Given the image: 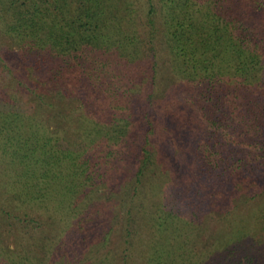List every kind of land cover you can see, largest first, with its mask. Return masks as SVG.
Returning <instances> with one entry per match:
<instances>
[{
  "label": "trees",
  "instance_id": "obj_1",
  "mask_svg": "<svg viewBox=\"0 0 264 264\" xmlns=\"http://www.w3.org/2000/svg\"><path fill=\"white\" fill-rule=\"evenodd\" d=\"M231 1L0 0V37L39 91L32 106L0 78V264H129L136 218L149 230L141 264L252 263L264 197L228 229L223 212L199 221L231 181L264 180V41ZM167 106L183 130H155ZM184 144L180 182L169 159ZM13 225L28 247H9Z\"/></svg>",
  "mask_w": 264,
  "mask_h": 264
},
{
  "label": "rangeland",
  "instance_id": "obj_2",
  "mask_svg": "<svg viewBox=\"0 0 264 264\" xmlns=\"http://www.w3.org/2000/svg\"><path fill=\"white\" fill-rule=\"evenodd\" d=\"M230 7L235 8L237 11H240V12H246L247 21L251 19L253 23L252 35L254 33L258 35V41H264V0H232L230 2ZM0 59L2 60L0 61V78L7 79L11 85H15V86L23 85L24 87L23 91L25 93V101L30 102V105L34 106L35 95L38 94L39 91L35 90L34 91L35 93H33L32 90L28 88V86L30 85L29 79L27 76L28 72L27 70L22 68L21 64L19 63L18 58L15 56L14 46L9 42V40H7L5 37H2V36L0 37ZM162 76L165 77L164 73L162 74ZM166 83H165V86L163 85V83L159 86V91H161L163 89L162 86H164L167 92V96H168L169 92H172V90L174 91V87L171 86L173 85V83L170 82L167 78H166ZM227 88L228 87H226V89ZM174 93L177 98H180V94L178 95L177 91H175ZM173 109L174 108L167 106V112L163 111V113H157V121L155 125V130L157 129L156 128L157 125L166 127L167 124H170L168 123L170 119L174 123H176V118L172 115H169L170 112L175 111ZM184 113H185V117L183 121L191 122L192 120H189V119H192V118L188 116L187 111H185ZM176 125L179 127V130H183L182 126L179 123H176ZM229 136L231 138L237 137L235 133H230ZM241 137H244V135H241ZM169 148H170V145L166 146V149H165L166 151L164 150V152L162 150H157L159 158L157 157L158 160L156 162L161 161V166L160 167L157 166L154 169L153 175L156 177L159 176L158 175L159 169H163L165 166L162 163V158L164 159L163 155L165 154L169 155ZM184 148H186L187 150V153L185 155L186 157L180 163L174 162L173 161L174 158L172 156H171V159H169L170 162L172 163L173 170H176L174 172H175V175L179 178L180 182H184V181L187 182L191 176V171L189 170V168L192 167V165H191V159L188 154L192 150H190V148L187 146L185 147V144H184ZM122 175L123 176L125 175V171L122 172ZM232 182L233 181H231L230 183ZM230 183L227 184L228 185L227 188L229 187L227 189V193H225L224 196L220 198V201L217 200V204L213 208H209V210L207 211L204 210L203 214H201L202 216H201V219L199 220L201 223L200 224L201 227L204 222H206L205 226L209 228L211 227V222L213 226L215 225V222L219 223V220L217 219L219 217L220 212H223L224 213L223 216L226 217V219L223 220V222L222 221L221 222H222V225L228 229L229 228L228 224L231 222L230 219L237 215H243L245 213L247 206L255 207V208H259L261 206L260 200H257V199L259 197H264L262 196L263 194L262 192L264 191L263 178L254 176L253 178L251 177L249 179H243V177L241 178L239 177L237 178V180H235L236 185L230 186ZM209 185H210V188L202 184L201 190H199L200 192L198 191L195 195L196 197H193V199L197 200L198 197H200V195L206 192H212L213 190L216 189L214 184L212 185L211 183H209ZM156 190H159L158 187H156V189H154L153 191L156 192ZM255 193H259V194H255ZM156 195H153V196L156 197ZM149 196L151 197L150 193H149ZM251 197L252 198L255 197V198L252 199ZM151 198H148L147 200H145L146 202L143 203V207L150 206ZM152 199H156V198H152ZM197 203L199 205L198 200H197ZM124 209H126V207L122 206L121 211L125 212ZM262 209H263L262 214H261L262 219H261V223L259 224V228L257 232L258 234L257 247L259 248V250L258 252L256 250L255 254L253 252L254 257L252 259L251 264H264V205ZM232 222H233V219H232ZM131 223L132 225L135 226V229H136L135 241L138 240V244L139 242L140 244L147 243L146 238H148L149 230L147 226L144 225V221L136 218ZM90 235H91L90 233H87L84 236L86 238L89 237L88 239H86V242H88L92 238L90 237ZM33 236L34 235H32V237ZM30 237H31L30 232L27 229L19 228L18 226L13 225L11 226L10 241H8L9 243L8 245L10 248L20 247V246L28 247L27 245L30 244L32 240V239H29ZM37 237H39V235ZM230 237H234V236H229L228 238ZM224 243H225L224 239L219 240V242L216 244V247L214 249L222 246V244ZM138 244L132 245V248L130 250L132 254V258L129 264H141L142 263V260H140L142 257V253H141L142 251L140 250V247L142 246H138ZM109 245L110 246L112 245V248L114 249L113 250L114 253H117V258H119L118 256L120 255V253L122 252L124 248L123 237L117 234H113V236L109 238ZM41 254L42 253H40L39 255L40 257H42ZM68 256L70 257V254L67 253V257ZM114 256L116 257V255ZM116 263H118L117 260H116Z\"/></svg>",
  "mask_w": 264,
  "mask_h": 264
}]
</instances>
